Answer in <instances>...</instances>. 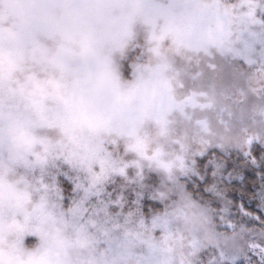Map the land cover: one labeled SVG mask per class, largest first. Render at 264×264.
<instances>
[{"label":"clouds","instance_id":"obj_1","mask_svg":"<svg viewBox=\"0 0 264 264\" xmlns=\"http://www.w3.org/2000/svg\"><path fill=\"white\" fill-rule=\"evenodd\" d=\"M226 28L210 0H0V80L17 82L37 61L50 70L27 76L24 111L0 110V264H183L168 237L141 240V257L133 247L97 256L34 203L17 166L31 158L106 175L115 162L105 144L133 152L146 125L182 108L177 58L220 50Z\"/></svg>","mask_w":264,"mask_h":264},{"label":"rangeland","instance_id":"obj_2","mask_svg":"<svg viewBox=\"0 0 264 264\" xmlns=\"http://www.w3.org/2000/svg\"><path fill=\"white\" fill-rule=\"evenodd\" d=\"M210 2L219 6L227 24L220 50L177 58L179 93L188 102L163 121L146 125L135 151H126L123 141L106 143L113 170L93 186L86 171L59 161L40 165L30 158L17 166L18 176L32 185L34 203L53 213L69 233L88 239L97 256L118 258L133 247L141 257V240L168 237L180 245L183 264H249V258L260 264L251 249L264 247V223L244 213L264 212L259 195L264 187H253L254 197L248 190L251 180L241 182L247 189L239 188L243 203L257 199L254 212H242L230 197L235 190L224 184L245 174L264 175L256 169L264 160V0ZM138 55V49L130 50L126 67ZM49 71L37 61L17 73V82L0 80V110L24 111L32 88L27 76L43 79ZM234 154L250 163L236 164ZM195 177L208 182L198 185ZM74 178L100 192L79 209L71 201L84 194L75 192Z\"/></svg>","mask_w":264,"mask_h":264},{"label":"snow or ice","instance_id":"obj_3","mask_svg":"<svg viewBox=\"0 0 264 264\" xmlns=\"http://www.w3.org/2000/svg\"><path fill=\"white\" fill-rule=\"evenodd\" d=\"M251 163L254 166L256 165V161L254 158L252 159ZM258 167L260 168L261 172H264V160L261 161V164ZM97 179L98 178H93V180H92L93 186L97 183ZM260 179L264 180V175L260 176ZM194 182H198L200 184H206L208 182V180H207V178L195 177ZM74 186H75V192L77 194H79L81 192H83V194H84L83 198L80 199L79 201H77L76 198L71 201V204L75 205L76 209H79L82 206L84 200H87V198L90 195H96V196L100 195L99 190L93 191L92 186H85V184L83 182L77 181L75 178H74ZM208 194L211 195V192H208ZM259 195H260V198L262 200H264V189L261 190ZM240 208H241V211L243 212V210H244L243 201L241 202ZM244 214L249 215L250 218L253 220L261 221V223H264V220H261V215H264V212H262L260 215H256V216H251V214H249V213H244ZM251 250L256 252V254H258L260 256V258H261L260 264H264V247L256 248L255 246H253ZM249 264H251L250 258H249Z\"/></svg>","mask_w":264,"mask_h":264},{"label":"trees","instance_id":"obj_4","mask_svg":"<svg viewBox=\"0 0 264 264\" xmlns=\"http://www.w3.org/2000/svg\"><path fill=\"white\" fill-rule=\"evenodd\" d=\"M236 156H237L236 154H234V155L231 156V158L234 157L233 160H234V162L236 164H241L242 165V164H246V163L249 164L250 163V160L248 158H245L244 156H240V155L237 156V157ZM227 159L229 160V158H226V160ZM256 169H257V171L260 170L259 167H256ZM247 179L248 180H251V183L250 184L248 183V190H250L251 195L254 194L253 187H255L256 189H258L259 187L262 188V186L264 187V180H261L260 179V176H258L257 174H256L255 177H254V174L253 175H251V174H245L244 177H243V179L241 181L240 180L232 181V182L225 181V184H224V187L226 186V189H230L231 190V188H232L233 190H235L234 192L231 193L230 197L232 198V200H235V202L237 201L239 204H241V202H242V200L239 198V196H241V192H240L239 188H241L244 191H247V189L242 188V186H240V184L244 180L247 181ZM198 185H200V184L198 183ZM191 187H192V185H191ZM196 194H201L203 196H206L203 193V191H196ZM251 197L252 196H250L249 198H251ZM254 197H256V196H254ZM253 199L254 200L251 199V203L252 204L249 203V201H248V203L246 201H244L243 204H244V208H246L248 211H253L254 212V209H255L254 206L257 205V203H256L257 202V199H255V198H253ZM252 201H255V202H252Z\"/></svg>","mask_w":264,"mask_h":264}]
</instances>
